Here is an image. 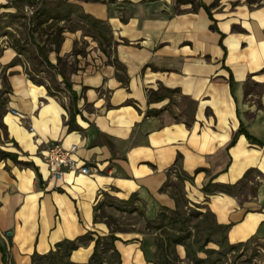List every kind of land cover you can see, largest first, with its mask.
<instances>
[{"label": "crops", "instance_id": "1", "mask_svg": "<svg viewBox=\"0 0 264 264\" xmlns=\"http://www.w3.org/2000/svg\"><path fill=\"white\" fill-rule=\"evenodd\" d=\"M23 14L29 42L0 48V264L89 231L114 234L122 264H156L157 234L118 225L162 212L264 243V3L0 0V30ZM56 142L100 172L54 178Z\"/></svg>", "mask_w": 264, "mask_h": 264}, {"label": "rangeland", "instance_id": "2", "mask_svg": "<svg viewBox=\"0 0 264 264\" xmlns=\"http://www.w3.org/2000/svg\"><path fill=\"white\" fill-rule=\"evenodd\" d=\"M254 1L255 4L264 3V0ZM37 9V5H35L34 8L32 7L30 10V12L32 11V16ZM3 21H5V23L2 27L3 30H0V48L10 43L11 36L13 35H16V38L23 39V44L29 42L28 17L25 18L23 14L15 19L6 18V20ZM9 23H11V28L7 27ZM6 33H8V35L4 36ZM89 45L90 44L86 42L83 44L82 48H85L84 50L87 52ZM140 222L141 218L139 216H128L125 219H120L121 225H118V227L127 230L131 228V224H137L135 229L138 228L139 230L144 229L146 232H155L157 234V242L164 241V243H166L167 237L174 238L175 236L187 232L192 235L191 238L187 240V246L184 245L185 253L183 256L178 253L176 248L177 244L166 245L164 250L163 248L162 251L158 249L156 264H264V243L253 239L243 244H236L232 247V245L228 244L223 238L224 231L214 227L212 220L207 217L204 218V216L200 217L198 215L188 216L181 213L180 215H169L162 221L159 219L146 224L144 222L139 224ZM161 224H163L164 227L157 228Z\"/></svg>", "mask_w": 264, "mask_h": 264}, {"label": "trees", "instance_id": "3", "mask_svg": "<svg viewBox=\"0 0 264 264\" xmlns=\"http://www.w3.org/2000/svg\"><path fill=\"white\" fill-rule=\"evenodd\" d=\"M107 52V49H104ZM178 165L180 168L181 166ZM182 170V174L178 175V178H185L187 175ZM168 217L167 214L163 213L160 215V220H165ZM164 225L161 224L157 228H163ZM220 230H225V226H218ZM95 232L89 231L88 233L74 239V240H64L56 244L55 249L51 250L47 254H36L33 257V264H122V256L118 248L116 247L115 241L117 237L114 234L109 235H98L94 236ZM189 232L181 234L179 236L167 237L166 243L157 242L158 249L162 251L169 245L183 244L187 246V240L191 238ZM90 241H95L94 251L86 263H78L71 260L72 253L79 249L80 246L86 245ZM243 244V243H240ZM234 247V245H232ZM166 250V249H165Z\"/></svg>", "mask_w": 264, "mask_h": 264}, {"label": "built area", "instance_id": "4", "mask_svg": "<svg viewBox=\"0 0 264 264\" xmlns=\"http://www.w3.org/2000/svg\"><path fill=\"white\" fill-rule=\"evenodd\" d=\"M14 112L19 114L18 111ZM77 150L78 146L76 144L70 148L64 147L60 142L49 146L47 152L43 154V159L51 166L54 178H62L67 171H76L82 174H97L100 172L97 165H89L86 162H82L76 156ZM172 172L177 177L182 174V170L178 165L172 167Z\"/></svg>", "mask_w": 264, "mask_h": 264}]
</instances>
